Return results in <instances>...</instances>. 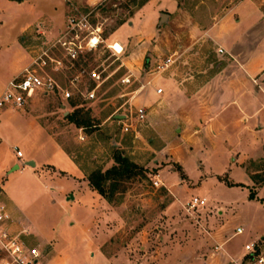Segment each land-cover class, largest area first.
I'll list each match as a JSON object with an SVG mask.
<instances>
[{"label":"rangeland","instance_id":"1","mask_svg":"<svg viewBox=\"0 0 264 264\" xmlns=\"http://www.w3.org/2000/svg\"><path fill=\"white\" fill-rule=\"evenodd\" d=\"M141 1L0 0V93L11 65L21 64L16 44L28 66L43 54L60 61L54 70L41 57L45 66L32 68L53 79L60 93L70 94L65 100L57 91L47 97L38 92L23 112L0 110V202L10 217L8 229L20 233V240L35 247L39 257L52 247L45 257L53 260L51 264H60L62 258L68 264H103L96 254L113 249L106 241L112 236L103 230L101 217L92 223L88 220L91 206L85 183L74 180L75 169L48 140L46 130L86 177L111 167L115 153L137 166L138 175L124 182L112 201L101 197L124 222L118 240L130 241L135 264L155 262L160 236L162 264H190L195 250L192 243L206 241L207 231L222 223L231 238L228 247L238 249L254 237L259 255L264 251V163L255 161L245 168L256 180H263L255 186L244 169L231 162L229 157L235 154L222 157L219 143L215 149L206 144L182 146L173 132L174 114L181 105L162 97V79H170L175 86L186 85L191 92L229 63L207 37L198 36L210 30L226 38L236 19L228 15L241 0H148L136 10ZM50 4L57 10L59 23L63 18L62 14L59 19V9L65 4L64 17L74 8L88 14L100 28L103 43L76 66L69 67L60 49L53 46L64 24L51 37L38 33L44 27L40 16L49 14ZM22 29L26 31L21 33ZM164 65L168 67L162 71ZM93 67L99 68L103 78L97 87L85 74L80 75ZM157 89H161L159 95ZM88 90H93L91 100L82 97ZM62 103L65 115L78 108L91 126L80 129L68 123L56 110ZM138 109L144 110L141 121H136ZM124 124L130 128L126 132L122 131ZM251 143L247 135L240 136V149ZM14 148L21 159L15 158ZM43 165L53 169L40 168ZM153 182L158 183L156 187ZM77 191L83 193L80 200ZM192 198L203 199L204 205L189 216L182 208ZM162 207L168 208L167 217L157 213ZM236 228L241 234L234 235ZM38 238L51 246L38 244ZM139 246H146V251ZM198 255L204 259L207 251ZM39 257L37 264H42ZM255 260L243 263L256 264Z\"/></svg>","mask_w":264,"mask_h":264},{"label":"crops","instance_id":"2","mask_svg":"<svg viewBox=\"0 0 264 264\" xmlns=\"http://www.w3.org/2000/svg\"><path fill=\"white\" fill-rule=\"evenodd\" d=\"M62 2L64 3V0ZM171 4L175 5L174 1ZM49 8L47 10L49 14L40 16L43 19L44 27L38 30V33L45 34V37H51L57 30L61 29L65 18V4L64 8L59 9V19L63 14L61 23L58 22L57 10L54 5L50 4ZM228 16L236 19H233L232 26L228 28L226 38L220 39L210 30L199 33L198 38L207 37L216 45L217 49L222 50L221 55L226 56L230 60L229 63L205 81L197 90L191 92H187L186 85L175 86L171 84L170 79H162V97L168 103L176 102L181 105L174 114L177 124L173 132L175 138L182 141V146L193 144L200 147L206 144L211 149H215L216 144L219 143L223 151L222 157L228 159L230 155L235 154L234 157H229L231 162L242 170L244 169L249 183L253 184L250 177L255 174H248L245 170L246 166L255 161L264 163V0H241L232 7ZM227 20L226 18L225 21L227 22ZM26 29H22L21 33ZM15 46L18 54L21 53V64L11 65L9 77L3 88L11 78L29 65L27 59L24 58L21 47L18 48L16 44ZM48 95L50 94L45 95V97ZM56 110L60 111L63 117L66 116L64 103L60 104ZM45 133L56 150L71 162L73 169H75L74 180L85 183L87 198H89L88 205L91 206L87 209L89 222H95L97 216V218L101 217L100 220L104 228L102 229L108 231L112 236L111 240L106 238V241L113 249L110 252L100 250L96 255L103 261V264H117L119 261V264H135L134 256L129 248L130 241L118 240L119 226L124 222L119 219L120 216L115 212L116 209L110 207L95 191L89 188L86 176L62 151L46 130ZM241 135H247L252 141L251 145L244 147V150L240 149ZM176 157L174 158L175 162H177ZM43 167L53 169L49 165H43L40 168ZM263 172L264 170L261 171V173ZM81 194H83L81 191H77L78 200L83 198ZM168 194L171 197L169 203L171 204L173 203L172 195L169 191ZM181 205L180 208H182ZM157 213L167 217L170 212L167 207H162L158 209ZM156 229L161 234L160 227ZM206 234V241L199 239L198 242L192 243L195 250H193L194 255L190 259V264H244L243 262L249 259L244 257L243 248L247 243L238 249L228 247L231 238L225 229V224L212 227L210 232L207 231ZM37 240L38 244L51 246L49 241L47 243L40 238ZM250 240V243L256 242L254 237ZM102 243L104 245V242ZM217 247L219 249H216ZM51 248H48L42 255L40 254L39 258H42V264L53 262L50 259L45 260V257L51 253ZM138 249L146 251V246H139ZM156 250L154 252L156 255L154 256L155 262L152 264H162V236L158 238ZM202 251H207L204 259L198 255ZM143 254L142 256H145L147 253L144 252ZM259 256L264 262V251ZM144 263L146 264V261ZM60 264H68V259H60Z\"/></svg>","mask_w":264,"mask_h":264},{"label":"built area","instance_id":"3","mask_svg":"<svg viewBox=\"0 0 264 264\" xmlns=\"http://www.w3.org/2000/svg\"><path fill=\"white\" fill-rule=\"evenodd\" d=\"M102 43L100 28L91 23L88 14L80 13L72 8L69 14L65 16L64 28L53 46L60 49L63 60L68 62L69 67H72L84 55L94 53ZM216 52L221 54L222 50L218 49ZM41 57L47 58L53 64L54 70H57V66H60V61L50 59L45 54L37 57L32 62V65L45 66V61ZM32 65L21 70L7 82L3 92L0 94V110L23 112L27 101L38 92L45 96L57 91L65 100L70 97L69 92L65 90L61 91V93L59 92L58 84L53 79L48 76L38 75ZM167 67V65L162 66V71ZM98 69V67L95 69L93 67L87 71L83 70L80 75L85 74L97 87L103 81L101 72ZM125 81L127 82V79L122 80L121 83ZM160 93L161 89L155 90L156 95ZM82 97L85 100H91L93 98V90L86 91ZM143 118L144 110H136V121H141ZM128 129H130L129 126L124 124L122 131L126 132ZM14 155L16 159L21 158L20 152L15 148ZM152 184L156 187L158 183L153 182ZM203 205V199L192 198L182 209L190 216L196 208ZM9 219L6 208L0 202V264H36L39 257L37 249L35 247H27L20 240V233H14L8 229ZM239 234H241V230L236 228L234 235ZM256 247L255 243L245 245L243 248L244 257L252 260L256 258V264H264L262 258L259 255H255ZM216 249H219V247Z\"/></svg>","mask_w":264,"mask_h":264},{"label":"trees","instance_id":"4","mask_svg":"<svg viewBox=\"0 0 264 264\" xmlns=\"http://www.w3.org/2000/svg\"><path fill=\"white\" fill-rule=\"evenodd\" d=\"M11 1L20 2L22 0ZM147 1L148 0H142L137 4L135 9L137 10L141 8ZM77 62L74 63L75 66L77 65ZM64 119L76 128L83 129L91 126L89 124V118L85 115L83 116V114L81 115L78 108L67 114ZM112 161L113 165L108 169L103 172H101V170H94L86 177L88 186L108 203L113 200V196L117 193L116 191L122 187L124 182H127L132 177L138 175L137 166L121 154L115 153L112 156ZM250 179L255 186L263 181L256 180L257 178L255 176H251ZM106 186L108 189L105 188ZM248 197L249 199H252L254 197L253 193L250 192ZM255 255H257V251L255 252Z\"/></svg>","mask_w":264,"mask_h":264},{"label":"water","instance_id":"5","mask_svg":"<svg viewBox=\"0 0 264 264\" xmlns=\"http://www.w3.org/2000/svg\"><path fill=\"white\" fill-rule=\"evenodd\" d=\"M31 165V164H30Z\"/></svg>","mask_w":264,"mask_h":264}]
</instances>
